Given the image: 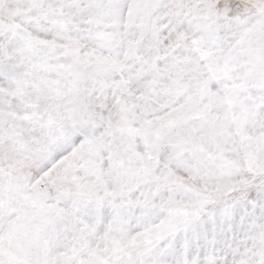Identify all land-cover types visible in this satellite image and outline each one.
<instances>
[{"label":"snow or ice","instance_id":"obj_1","mask_svg":"<svg viewBox=\"0 0 264 264\" xmlns=\"http://www.w3.org/2000/svg\"><path fill=\"white\" fill-rule=\"evenodd\" d=\"M0 264H264V0H0Z\"/></svg>","mask_w":264,"mask_h":264}]
</instances>
